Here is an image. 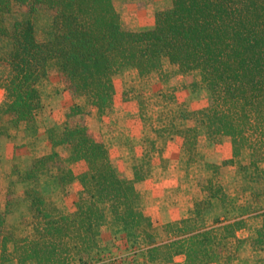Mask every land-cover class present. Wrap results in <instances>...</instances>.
I'll return each instance as SVG.
<instances>
[{
	"label": "trees",
	"instance_id": "16d2710c",
	"mask_svg": "<svg viewBox=\"0 0 264 264\" xmlns=\"http://www.w3.org/2000/svg\"><path fill=\"white\" fill-rule=\"evenodd\" d=\"M42 17L46 22H37ZM147 26L124 29L113 0H0V137L4 124L34 131L51 69L84 101L71 106L61 132L48 133L51 153L17 173L21 185L30 184L22 193L28 214L17 229L8 222L9 203L0 212V264H138L139 253L143 264H177L179 256L180 264H217L230 255L246 221L206 226L203 217L213 201L225 203L219 178L232 165L244 188L264 199V0H171ZM170 68L207 94L186 120L204 127L210 141L229 138L232 156L207 166L213 176L201 190L208 198L194 203L188 218L156 225L140 207V169L133 180L120 176L100 135L68 120L110 109L119 73L164 80ZM197 134L195 125L183 129L192 162ZM50 171L63 196L75 195L69 214H58L42 194ZM258 211L252 244L264 251V208ZM104 229L115 231L135 259L107 256L99 243Z\"/></svg>",
	"mask_w": 264,
	"mask_h": 264
},
{
	"label": "rangeland",
	"instance_id": "374dc122",
	"mask_svg": "<svg viewBox=\"0 0 264 264\" xmlns=\"http://www.w3.org/2000/svg\"><path fill=\"white\" fill-rule=\"evenodd\" d=\"M170 1L113 0V3L123 28L137 31L148 27L147 24L154 21L155 13L166 9ZM46 20L42 17L37 22ZM2 70L0 64V72ZM166 72L169 74L167 79L160 80L153 75L144 80L136 71L125 70L113 79L115 95L110 109L103 114L92 109L89 116L68 120L72 126L85 125L100 135L120 176L133 180L135 169H140L138 176L143 179L136 183L143 200L140 207L156 225L183 220V213L186 214L184 218H188L194 203L208 198L201 190L203 179L212 175L207 166H221L232 156L229 138L210 141L204 127L186 120V114L202 106L207 97L206 91H192L185 76L176 74L171 68ZM42 89L43 106L36 116L34 131L4 124L7 131L0 137V212L9 203L11 214L8 222L17 229L22 226V218L28 214L22 193L30 185H21L17 173L29 170L37 159L50 154L48 133L62 131L72 105L84 106L83 100L74 99L73 93L54 69L49 71ZM3 101L4 91L0 90V107ZM194 125L198 134L194 154L196 161L192 162L191 155L183 149V129ZM170 127L174 128L173 134ZM151 143H154L152 148ZM57 151L64 159L65 149ZM246 159L245 154L238 162H245ZM220 179L227 199L225 203L212 202L210 210H205L204 224L210 226L216 219L233 220L239 216L246 221L247 227L230 241V255L217 264H261L264 262V251L253 245L252 240L255 229L260 225L257 214L259 209L264 208V199L254 198L244 188L247 185L242 182L236 165L228 167ZM40 185L45 200L57 208L58 214L73 211L75 195L63 196L51 171L41 179ZM99 243L107 256L135 259L115 231L109 233L108 229H104ZM137 255L138 264H143L141 253ZM174 260L180 264L183 257Z\"/></svg>",
	"mask_w": 264,
	"mask_h": 264
},
{
	"label": "crops",
	"instance_id": "0c3cea01",
	"mask_svg": "<svg viewBox=\"0 0 264 264\" xmlns=\"http://www.w3.org/2000/svg\"><path fill=\"white\" fill-rule=\"evenodd\" d=\"M152 23V21L149 23V24H147V25H150ZM141 25H142V23H141ZM168 171H170V169H168ZM128 179V178H127ZM161 202H163V200L161 201ZM188 212V211H187ZM147 215V214H146ZM184 217H186V214H184L183 213V219H185Z\"/></svg>",
	"mask_w": 264,
	"mask_h": 264
}]
</instances>
